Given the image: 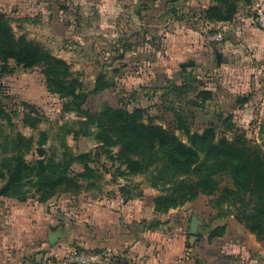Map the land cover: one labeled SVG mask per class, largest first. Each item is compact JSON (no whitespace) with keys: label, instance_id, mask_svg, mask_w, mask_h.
I'll return each instance as SVG.
<instances>
[{"label":"rangeland","instance_id":"374dc122","mask_svg":"<svg viewBox=\"0 0 264 264\" xmlns=\"http://www.w3.org/2000/svg\"><path fill=\"white\" fill-rule=\"evenodd\" d=\"M191 1V4L197 2L200 6L197 11L186 13L185 20L172 13L159 21L156 16L163 12V6L159 3L158 8L153 6L151 21L160 29L158 36H154L151 44L147 41V45L146 41L135 39L134 45L139 53L123 59L118 58L127 50L124 49L126 37L142 32L139 23L132 24L126 18L122 6L100 14L95 20L92 19L94 6H71V10L67 6L69 11L62 19L59 12L64 6H43L46 8L44 12L38 6H29L26 10L20 8L22 6H4V0H0V14L10 18L18 37L24 35L66 61L87 90L93 88L99 74L112 82L111 88L88 97L83 107L87 112L96 114L107 106L130 112L144 108L154 124L174 133L186 144L188 140L184 131L178 129L179 118L192 134L202 133L212 125L218 126V132H224V121L229 119L239 134L264 149V58L255 59V51L247 44L239 43V49L226 48L227 34L222 24L209 25L204 19L206 9L203 6L206 3L213 5L215 0ZM249 2L239 4L238 14L248 22L249 29L262 31L250 24L249 9L255 0ZM177 6H174L175 10H179ZM77 18L81 21L80 27ZM236 20L237 16L233 21ZM167 21L169 25L165 24ZM72 23H76L77 28L75 25L70 27ZM176 34L185 41L182 53L176 47ZM169 36L174 38L168 44L162 39H170ZM146 48L147 55L144 53ZM9 69L12 73L4 74L0 64V105L3 111L0 112V163L6 152L11 151L9 137L22 135L37 142L40 133L45 132L48 135L45 146L48 156L55 155L56 160H60L63 143L75 154L90 153V166L96 178L83 180L84 188L80 194L58 195L46 204H39L34 199L20 203L14 198L0 197V264H73L72 258L82 254L107 256L112 260L114 255L122 257L120 252L113 250L97 252L102 251L100 248L105 245V240L113 239L112 230L105 233L103 229V210L122 211L121 202L128 192L135 205L131 207L142 209L144 199L151 196L155 199L160 192L149 187L146 177L120 176V164L100 150L93 136L78 139L73 135L79 128V118L75 113L64 112L66 101L48 91L41 68L25 71L10 62ZM185 75L190 77V82H186ZM29 107L34 109V117L43 118L36 129L26 123V115L31 112ZM236 131L225 134L231 138ZM36 148L25 156L27 162L39 159ZM112 152L116 155L118 149ZM75 171L82 173V166L77 165ZM92 183L94 186L89 187ZM3 185L4 181L0 180V188ZM229 185L226 180L222 188ZM124 187L126 191H122ZM139 195L142 197L138 198ZM219 197L202 199L196 206V210L205 215L213 209L214 214L221 216L222 219L213 222L212 226L207 225L211 229L220 228L226 220L235 219L237 214L234 208L228 207V202L220 205ZM185 207L189 208V205ZM183 211H186L188 229L190 209ZM139 222H145L144 217L133 220L131 225L137 228ZM59 227L62 235L54 234L57 238L51 247L50 240L54 235H50V231ZM262 237L264 245V235ZM232 244L236 246L238 243ZM224 252L226 255L236 254L231 248Z\"/></svg>","mask_w":264,"mask_h":264},{"label":"trees","instance_id":"16d2710c","mask_svg":"<svg viewBox=\"0 0 264 264\" xmlns=\"http://www.w3.org/2000/svg\"><path fill=\"white\" fill-rule=\"evenodd\" d=\"M249 1L215 0L205 10L204 19L211 24L232 22L238 14L239 4ZM10 62L25 71L43 70L48 91L66 101L64 112L75 113L79 118V128L73 135L78 139L93 136L100 150L120 164V176L146 177L149 187L160 192L153 200L156 213L167 214L200 196L213 198L219 195V204L228 202V207L237 213L235 219L259 242L263 241L264 149L239 134L229 119L224 121V132H218V126L212 125L202 133L192 134L179 118L178 129L184 131L186 144L174 133L154 124L144 108L130 112L107 106L101 112L91 114L83 108L88 97L111 88L112 82L99 74L93 88L87 90L66 61L24 35L18 37L10 18L0 14V64L4 74L12 73ZM29 108L31 112L26 115V123L36 129L43 118L34 117V109ZM0 112L3 113L1 105ZM234 131L231 138L225 134ZM47 143L45 132L40 133L37 142L22 135L8 138L11 151L6 152L0 163V180L4 181L0 197L14 198L20 203L34 199L39 204H46L58 195L80 194L84 188L82 181L96 178L90 166V153L75 154L63 143L62 157L56 160L55 155L48 156ZM36 146L39 159L29 163L25 156ZM115 148L118 152L113 155ZM77 165L82 166V173L75 171ZM226 180L230 185L222 188ZM93 186V183L89 184V187ZM124 197L125 201L132 200L129 192ZM144 224L148 230L161 226L159 221ZM223 230L224 227L216 229L211 238L218 237ZM57 232L58 236L62 235L61 227L51 230L50 235ZM52 237L50 243L54 244L57 237ZM112 258L116 264H127L120 256Z\"/></svg>","mask_w":264,"mask_h":264},{"label":"crops","instance_id":"0c3cea01","mask_svg":"<svg viewBox=\"0 0 264 264\" xmlns=\"http://www.w3.org/2000/svg\"><path fill=\"white\" fill-rule=\"evenodd\" d=\"M187 1L188 0H167L166 2L165 0H156V2L154 0H4V6H22L20 8L25 10L27 8L29 9V6H38L42 9L41 11L44 12L46 8L44 9L43 6H52L53 8L54 6H64L59 12V17L62 19H65V14L69 11L67 6L70 7V10L72 8L71 6H94L93 10L95 11V16L92 18L93 20L100 14L102 15L108 11H114L118 6H122L124 8L122 11L126 13L127 16L125 17L129 18L132 24L139 23L141 28L139 31L142 32V34H130L124 40V49L127 48V50L124 52L125 55L122 54L120 56L126 57L127 55H136V53H139L134 45L136 40L140 41L139 39H142V41H146L147 45V41L151 44L154 40V36H158L160 29L154 24L155 22L151 21L154 17L152 15L153 6L158 8V3L163 6V12L156 16L159 21H163L164 17H170L172 13L180 16L182 20H185L186 17H184V15L186 13H193L197 11L200 6L197 2L191 4V0L190 3ZM162 3L165 4L163 5ZM175 5L182 6H177L179 10H175ZM209 6L210 4L206 3L203 8L207 9ZM241 17V14H238L235 22L221 23L227 34L226 48L231 46L233 49H239V43L247 44L255 51V59H263V30L254 31L255 29H249L248 22ZM77 21V26H82L78 18ZM121 22H123V20L120 18V23ZM168 22L169 21L165 24L169 25L170 22ZM210 24L211 23H209V25ZM74 25L77 28L76 23L69 24L72 28ZM176 35H178L176 47L178 52L182 53L185 41L182 36H179V34ZM169 38L170 39L166 37L162 40L168 44L169 42L172 43L171 39L174 38V36H169ZM168 44L166 47H168ZM144 50L145 55H147V48ZM148 53H151V51H148ZM153 198L154 197L151 196L148 200L144 199L146 202H144V207L142 209L135 210L131 207L135 206L131 201H125L123 199L121 202L122 211L120 209L117 211L109 209L103 210V216L101 217L103 229L106 231L105 233L112 230L113 237L111 241L104 239L106 243L100 248L103 252L107 251V249L110 252L112 250V252L115 253L120 252L119 255L122 256L127 264H260V262L264 264V245L258 241L255 235L247 231L244 226L239 225L233 217L226 220L223 226H220L222 228L224 227L221 235L211 238V234L218 228L211 229L208 228L207 225L212 226L213 222L222 219L221 216H219V214H214L211 211L213 209H211L207 215L196 210L198 203L202 199H208L209 197L200 196L194 202L185 205H189V208L184 206V208L181 207L176 210H171L169 213L163 215L155 212ZM183 209H190L188 212L191 213L189 215L191 219L188 229H186L185 224L187 215L186 211L184 212ZM139 217H144L146 223L153 222L152 219H159L158 221L161 223V226L155 230H148L145 228L144 222H139L137 228H133L131 225L132 221L138 220ZM194 222L195 227L193 228ZM202 224L206 226H202ZM233 242H237L238 244L234 246L232 244ZM51 245V247L54 246V244ZM228 248H231V250L234 251L232 253L236 254L226 255L224 251ZM53 254H55L54 251Z\"/></svg>","mask_w":264,"mask_h":264},{"label":"built area","instance_id":"2783aa9c","mask_svg":"<svg viewBox=\"0 0 264 264\" xmlns=\"http://www.w3.org/2000/svg\"><path fill=\"white\" fill-rule=\"evenodd\" d=\"M250 13V24L255 26L257 29L264 31V0H255L253 5L249 9ZM221 39V36H220ZM71 263L73 264H116L114 260L109 257L104 256H87L86 254L79 255L72 258Z\"/></svg>","mask_w":264,"mask_h":264},{"label":"water","instance_id":"95a60500","mask_svg":"<svg viewBox=\"0 0 264 264\" xmlns=\"http://www.w3.org/2000/svg\"><path fill=\"white\" fill-rule=\"evenodd\" d=\"M186 82H190V77L188 75H185ZM195 227V222L193 223V228Z\"/></svg>","mask_w":264,"mask_h":264}]
</instances>
